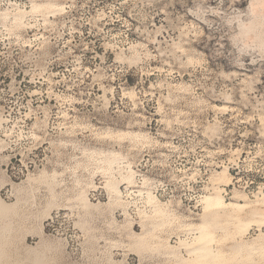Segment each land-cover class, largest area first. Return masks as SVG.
Segmentation results:
<instances>
[{
	"label": "rangeland",
	"instance_id": "rangeland-1",
	"mask_svg": "<svg viewBox=\"0 0 264 264\" xmlns=\"http://www.w3.org/2000/svg\"><path fill=\"white\" fill-rule=\"evenodd\" d=\"M31 1L46 0H0V13ZM56 3L61 12L28 15L20 30L0 20V199L11 207L0 217L2 263L173 264L128 234L127 220L142 230L147 191L176 226L198 223L220 166L231 174L221 186L228 202L264 193V34L241 29L254 21L264 33V12L256 0ZM100 152L119 153L135 172L134 184L120 185L126 215L108 204ZM88 183L97 209L75 203ZM164 232L174 246L191 239L175 226ZM259 235L264 225L241 239ZM232 244L213 247L230 258Z\"/></svg>",
	"mask_w": 264,
	"mask_h": 264
},
{
	"label": "bare ground",
	"instance_id": "bare-ground-1",
	"mask_svg": "<svg viewBox=\"0 0 264 264\" xmlns=\"http://www.w3.org/2000/svg\"><path fill=\"white\" fill-rule=\"evenodd\" d=\"M255 6L261 8L264 12L263 0H256ZM18 7H16L13 13H10V11L0 13V20L3 22L9 21L10 27L13 30L22 29L24 27L23 20L28 15H41L47 20L48 16L62 11V8L56 3V0H46L42 2L31 1L29 10H23ZM250 9L252 10L254 8ZM257 11L259 12V9ZM255 14H257V12ZM259 14L262 13L259 12ZM259 26L260 24L251 21L246 25H242L241 29L245 34L252 33L254 38L260 39L264 33L259 30ZM128 135L136 140L139 138L144 141L147 140L144 135ZM119 137H122V135ZM98 154H102V158L98 160L100 166L97 171L107 179L105 189L108 192V204L116 208L124 209L126 205L122 201L123 193L120 189V185L124 184L126 188H129L134 184L135 172L119 153L107 152L103 154L100 152ZM220 167L221 170L210 178L211 188H209V192L201 198L202 213L199 215V221L196 224H180L176 226L175 223L177 218L172 211L169 210L170 208L167 209L164 207L156 196L150 191H147L145 193V199H143L149 211L147 212L145 209L140 213L139 224L142 228L141 232L136 233L132 230V223L127 220L128 234L131 237L133 245L139 249H152L159 253H163L173 264H260V261L258 260V262H256L254 257L264 258V237L259 235L251 241H242L241 238L248 232L249 227L256 226L259 229L264 225V193L259 189L254 195L256 199L254 201H249L245 195L235 192L232 199L228 202L223 196L224 189H222L221 186H226L230 183L231 174L229 173L228 166L223 165ZM47 176L48 175L44 171L40 175L41 178H46ZM51 176L55 178L56 174ZM116 176L118 180H116ZM29 179L31 180V178ZM148 183L147 179L142 180V185L144 187L147 186ZM90 185L93 186L91 183L81 186L74 200L79 207L97 209L99 205H93L87 196V189L90 188ZM139 194L141 195V191H139ZM10 208V206L4 204L0 199V217L7 214ZM123 212L124 215H126L125 209ZM242 213L245 215L243 218L241 216ZM6 224H3V230L9 228ZM174 226L189 234L191 239H179L176 246L171 245L168 240L162 239L161 234L164 230ZM216 230H221L222 232V237L219 239H217ZM237 239H240V241H237ZM227 240L233 241L231 247L234 249V255L230 258H227L219 248L213 247L214 244L219 246L222 242ZM2 242L3 241L0 239V264H4L2 260L6 255ZM181 249L187 251L188 258L182 257L180 254ZM33 262L34 261H32V263ZM33 264L44 263L42 259H39Z\"/></svg>",
	"mask_w": 264,
	"mask_h": 264
},
{
	"label": "built area",
	"instance_id": "built-area-1",
	"mask_svg": "<svg viewBox=\"0 0 264 264\" xmlns=\"http://www.w3.org/2000/svg\"><path fill=\"white\" fill-rule=\"evenodd\" d=\"M198 197H199V196H198ZM135 198H136V200L138 201V203H137V201H135V199L133 200V201H135V202H133V206H132L133 210H132V213H133V215H134L136 218H138L137 210H138V208H139V209L144 208V206H143L142 196H137V197H135ZM197 199H198V201H199L200 197L197 198ZM130 200H131V199H130ZM139 205H141V206H139Z\"/></svg>",
	"mask_w": 264,
	"mask_h": 264
}]
</instances>
